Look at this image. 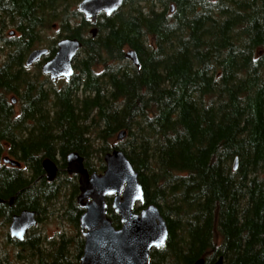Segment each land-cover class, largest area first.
Returning a JSON list of instances; mask_svg holds the SVG:
<instances>
[{
	"label": "trees",
	"instance_id": "obj_1",
	"mask_svg": "<svg viewBox=\"0 0 264 264\" xmlns=\"http://www.w3.org/2000/svg\"><path fill=\"white\" fill-rule=\"evenodd\" d=\"M74 1L9 0L28 48L49 23L81 45L60 86L26 82L17 115L2 98L20 77L0 69V155L25 161L35 178L43 158L64 166L75 151L94 171L90 155L103 169L101 155L121 150L143 191L134 211L156 205L167 228L164 245L149 251L152 264H213L218 257L222 264H264V0H123L94 21L71 8ZM127 49L138 66L125 58ZM122 129L123 139L110 146ZM22 173L0 163L3 222L60 189L43 177L34 188ZM69 185L64 215L77 230L73 176ZM107 216L119 226L110 208ZM76 237L67 239L72 249L65 241L44 249L41 263L75 262L82 249ZM22 250L15 262L0 253V264H30Z\"/></svg>",
	"mask_w": 264,
	"mask_h": 264
},
{
	"label": "water",
	"instance_id": "obj_2",
	"mask_svg": "<svg viewBox=\"0 0 264 264\" xmlns=\"http://www.w3.org/2000/svg\"><path fill=\"white\" fill-rule=\"evenodd\" d=\"M122 1L80 0L77 10L84 18L93 21L99 12L111 15L117 11ZM88 32L94 37L96 28L91 27ZM80 45L76 38H59L52 57L40 66L41 73L47 74L52 81L58 77L69 79L73 74L72 61ZM45 53V48L32 50L25 64H31ZM124 56L132 65L138 66L133 50H127ZM124 135L122 129L116 133L115 139L121 140ZM102 159V172L88 173L77 152L69 151L64 157L66 173L77 175L78 193L75 201L82 210L78 217V227L83 237L82 252L73 264H152L149 261L150 249L163 246L167 238L165 221L154 204H147L136 212L133 210L136 204L142 203L143 191L136 171L121 150L112 149L104 153ZM1 161L19 167L18 161L7 156L1 157ZM41 168L46 181H52L57 167L51 159L44 158ZM109 196V207L117 214L120 223L116 228L107 216L106 197ZM34 216V211L27 209L13 215L8 225L9 236L23 238L25 231L35 224ZM193 264H203V259L199 258ZM213 264H222V258L218 257Z\"/></svg>",
	"mask_w": 264,
	"mask_h": 264
},
{
	"label": "flooded vegetation",
	"instance_id": "obj_3",
	"mask_svg": "<svg viewBox=\"0 0 264 264\" xmlns=\"http://www.w3.org/2000/svg\"><path fill=\"white\" fill-rule=\"evenodd\" d=\"M9 11H10L9 0H0V69L3 70L4 69L3 67H5L9 73L15 74L16 77L18 75L20 77V81L18 82V84H19L18 86H21L22 88L23 87L26 88V78L24 75V73H25L24 69L28 70L29 67H32L34 65H38V67L40 69V66L43 63V60L45 59V56L48 52V47H45L46 53L41 58H38V59L34 60L31 64L26 65L25 61H26V58H27L29 52H31L34 49L44 48V46H42L43 45L42 41L40 40L42 31H39V35H40L39 41L36 44H33V46L31 48H28L26 33L24 36L22 31L19 30V29H22V27H25V24H23V25L18 24V22L16 21V18L12 17L9 14ZM51 27H53L55 29L57 28V30H58V24L57 23H52ZM57 80H63V78L59 77V78H57ZM57 80H55V81H57ZM16 85H17V83H16ZM16 85L14 84L15 88L17 87ZM21 91L22 90L20 87H18V92H17V90H15L13 88H9L6 91V93L4 94V97L2 98L4 103L7 104L8 106H10V111L14 115H16L17 113H16L13 105L16 103L18 93L23 94V92H21ZM18 99H19V97H18ZM28 121L29 120H27V119L22 120L23 125H24L23 136L25 138L27 137V134L25 132V130H26L25 125ZM7 145H8L7 143L3 142L4 147H6ZM4 152L7 153L6 150H4ZM41 161H42V159H41ZM41 161H40V167H41ZM52 162H54V161L52 160ZM55 162L54 163H55L57 169H56L55 177L50 182L46 181L42 168H41L42 174L36 176L35 178H33L31 167L27 166L25 161H19V167L18 168L26 169V171L22 170L23 171L22 174L24 175L23 178L26 181L29 180L28 183H30L32 187L38 189V187H40V185H41V178L42 177L45 179V181L47 183H53L54 184V183H59V174H61L63 172L66 173V171L64 169L65 164H64V166H62L60 168L59 167V161L57 159H55ZM6 166H8V165H6ZM8 167H10V166H8ZM14 168H17V167H14ZM76 194L77 193H75V196H76ZM2 202H3V200L1 199L0 204ZM11 202H12V199H11V201L8 200L9 204H11ZM36 204H37V207L34 209L33 208H19L17 211L11 213L7 219L4 218V222L2 220H0V222L4 225H6V223H7V228H8L9 222H10L11 217L13 215L19 214L22 210H25V209L34 211V213H35V216H34L35 224L25 231V233L23 234V238H21V239L12 238L9 236L7 231L4 234V240H6L10 245H13V247L8 246L7 249H16V250L17 249H21V250L23 249L22 255H23L25 261L30 262V264H42L41 263L42 249L40 248L41 235L39 232L34 233L35 226L41 221L40 213H42L43 209H44L42 197H39V199H37ZM78 217H79V215H78ZM33 238H35V239H33Z\"/></svg>",
	"mask_w": 264,
	"mask_h": 264
},
{
	"label": "rangeland",
	"instance_id": "obj_4",
	"mask_svg": "<svg viewBox=\"0 0 264 264\" xmlns=\"http://www.w3.org/2000/svg\"><path fill=\"white\" fill-rule=\"evenodd\" d=\"M69 2V0H67ZM78 1L70 2L69 5L71 8H77ZM57 28L51 27V24L49 23L48 26L42 27L41 32V41L42 46L48 47L52 44V42L56 41L59 36ZM12 70V69H11ZM13 71V70H12ZM39 71L38 65H34L32 67H29L28 70L24 69V75L26 78V82L34 83V84H40L42 88L44 89H52L55 87H58L61 85L62 80H59L60 82H54L55 85H53L47 77L43 76L41 73L37 75V72ZM11 84H15L14 81L11 82ZM17 87L15 90L18 92V87L21 88V92H24L25 87H21L16 85ZM19 95V93H18ZM16 103L13 105L16 113L19 112L20 107V101L18 99ZM117 142L115 139V136L111 139L109 145H113ZM4 152H2L3 154ZM101 155V154H100ZM102 158V155H101ZM102 163H103V159ZM89 166L95 167L96 170H94L96 173H100L102 169H100L99 166H96L98 163V160L95 157V154L90 155V159L88 160ZM60 168L62 166H59ZM23 171H26V169H21ZM69 177L70 175H67L65 172L59 174V188L55 190V193L51 199L49 197L45 200V204L43 205L44 209L43 212L40 213L41 221L35 226L34 233H40L41 235V245L40 248L42 249V252H44V249H55L57 247L58 241H65V243H68L67 249H72L71 243L68 242L67 239H75L78 240V237H76V234H78L80 237V231L72 228L69 225L68 219L65 217L64 212L68 208L66 203V197L69 193ZM76 179V178H75ZM69 185V186H68ZM75 200V197H74ZM7 231V224L4 225L0 222V253H2L4 256H6L7 260H11L15 262L14 256L16 255V249H7L8 246H11L6 240H4V234ZM78 232V233H77ZM50 243H53L54 246L51 248L49 245ZM74 246V245H73ZM12 247V246H11ZM10 248V247H9ZM18 264V263H15Z\"/></svg>",
	"mask_w": 264,
	"mask_h": 264
}]
</instances>
